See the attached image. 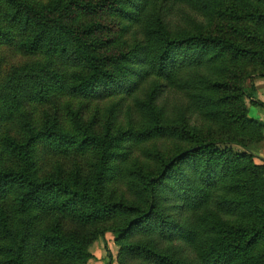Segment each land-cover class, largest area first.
<instances>
[{
	"label": "trees",
	"instance_id": "1",
	"mask_svg": "<svg viewBox=\"0 0 264 264\" xmlns=\"http://www.w3.org/2000/svg\"><path fill=\"white\" fill-rule=\"evenodd\" d=\"M0 2V44L17 36L25 53L42 57L0 81V123L21 112L23 134L21 140L0 135V199L11 196L22 225L21 232L14 233L0 212V233L10 242L1 246L8 252L3 264H27L35 251L30 213L50 206L79 207L85 220L125 212L128 218L123 224L100 230L102 237L112 232L124 251L122 256L119 253V264H125L122 260L127 255L130 264H186L170 249L160 247V241L195 244L200 255L190 264H264V166L254 163L255 153L242 141L189 134V145L161 159L157 169L133 171L144 200L142 205L128 206L101 195L112 158L107 138L89 132L76 118L72 120L77 133L63 131L50 119L36 128L22 107L59 92L78 99L130 96L145 81L151 109L160 88L182 90L191 97L192 106L214 109L221 118L217 120L226 126L241 133L260 131L261 124L247 117L243 101L264 108L255 86L248 91L244 87L247 79L264 78V10L260 7L264 0ZM181 8L196 13L213 10L234 21L249 22L255 29H244L246 44L182 31L171 25V13ZM108 32L114 35H104ZM118 37L124 40L117 46ZM223 60H244L257 69L235 83L223 82L209 73ZM162 131L157 125L149 133ZM43 142L60 151L93 148L98 156L93 182L76 176L39 177L35 153L36 145ZM5 154L15 158L18 167L7 165ZM41 241L63 254L88 256L55 229L43 234ZM104 249L107 264H112L106 244Z\"/></svg>",
	"mask_w": 264,
	"mask_h": 264
},
{
	"label": "rangeland",
	"instance_id": "2",
	"mask_svg": "<svg viewBox=\"0 0 264 264\" xmlns=\"http://www.w3.org/2000/svg\"><path fill=\"white\" fill-rule=\"evenodd\" d=\"M45 3L48 0H36ZM3 4L0 2V7ZM264 10V4L260 5ZM100 20L111 21L105 16H97ZM171 25L177 29L189 32L208 33L222 38H228L238 43H248L243 35L245 28L255 29L246 21H234L215 11L196 13L190 8L177 9L171 13ZM96 19V18H95ZM243 35V36H240ZM104 35L111 36L114 32ZM124 39L117 38V46ZM38 59L41 55L25 53L18 44V37L0 44V81L5 80L10 74L19 71ZM256 66L238 60L231 62L223 60L222 64H215L209 73L213 72L215 78L224 79L223 82L235 83L244 73L256 70ZM149 82L142 81L137 93L130 96H114L105 99H78L65 95L62 92L54 93L46 99H35L22 105L24 113L31 124L39 128L44 120H54L63 130L77 133L73 118H76L85 129L99 137L107 138L110 142L112 158L108 163V170L101 188L102 198L112 202L123 203L128 206L142 205L143 196L139 194V188L134 182V170H155L160 160L166 159L177 151L189 145V134L201 137L215 136L233 138L245 143L255 153L254 163L264 166V108L252 106L246 99L243 101L247 117L261 124L260 131L239 132L237 129L226 126L217 117L214 109L206 107H194L191 97L182 90L160 88V96L156 101L155 109L147 106V92L143 89ZM257 90V97L264 102V78L248 79L244 82L246 91L251 85ZM149 88V85L148 87ZM17 113L10 121L0 123V135L7 133L15 140L23 137L19 127ZM158 119H157V118ZM153 118H156V122ZM160 125L162 132L149 133V130ZM145 132L147 133L145 135ZM36 168L39 177L59 175L64 179L76 176L82 182L91 184L97 171L98 156L91 147L82 149L69 148L60 151L52 145L43 142L36 145ZM6 163L10 167H18L17 160L11 155L5 154ZM0 212L7 221V226L14 233L19 234L22 229L21 218L15 210V204L11 196L0 199ZM34 216L32 239L35 240V251L30 255L27 264H107V256L104 245L109 247L112 254V264H119L120 254L124 253L114 241L112 232L100 235V230L111 225L123 224L128 218L125 212L94 220H85L83 210L59 209L46 207L42 210H32ZM193 217V218H192ZM191 219L196 217L192 214ZM231 221L237 218L228 217ZM55 229L60 235L71 239L88 253L85 258L63 254L58 247L44 245L41 241L43 234H50ZM10 242L0 233V247ZM128 241L124 242L127 244ZM162 248L172 251L175 258L186 264L192 263L200 252L195 244L185 245L181 242H159ZM120 253V254H119ZM8 257L4 247L0 248V264ZM130 264L129 255L122 260Z\"/></svg>",
	"mask_w": 264,
	"mask_h": 264
}]
</instances>
